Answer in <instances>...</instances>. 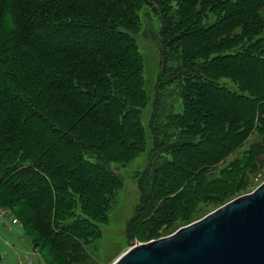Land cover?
Returning <instances> with one entry per match:
<instances>
[{"label":"rangeland","instance_id":"obj_1","mask_svg":"<svg viewBox=\"0 0 264 264\" xmlns=\"http://www.w3.org/2000/svg\"><path fill=\"white\" fill-rule=\"evenodd\" d=\"M107 1L98 2V7L105 8ZM145 2L137 4V23L124 27L137 47L143 84V109L138 107L127 118L128 133L134 132L133 136L127 135L124 145L103 149L102 139L108 129L101 130L99 136L86 135L93 117L77 115L72 120L62 104L60 114L53 115L67 131L64 138L71 137L68 130L78 136L75 141L80 145H75L84 153V169L70 171L67 167L55 173L59 201H68L66 206L79 204L81 210H94L93 214H81L77 209V215L70 213L71 207L62 209L67 212L61 214L65 223L75 222L78 217L75 227L81 231V241L63 250L50 251L44 241L39 243L40 234L34 229L37 222L42 225L46 218L52 221L53 211L43 206L13 207L19 198H8L0 202V264H111L135 244L168 236L228 201L252 192L264 181V70L250 65L221 77L220 83L229 89L220 96L222 110L202 108L193 112V103H188L192 98L183 97L182 79L162 86L160 90L164 92L158 98L162 57L165 58L163 21L159 11L154 10L155 3ZM232 3L235 6L229 17L236 24V52L264 48V0ZM132 5L136 6L135 2ZM224 7L226 11L219 14L223 16L219 20L222 27L228 20V5ZM106 10L108 18L114 17L118 26L123 25L125 17L120 9H101L103 13ZM208 18H212L208 25L218 22L214 14ZM262 54L264 64V51ZM243 75L257 86L254 93ZM108 78H104L106 83ZM98 95L102 102L113 98L107 91ZM209 98H213L210 93ZM88 173L95 177L89 180L88 189L96 200L86 202L83 208L84 199L76 194L79 188L72 179ZM24 174L33 176L31 172ZM13 175L1 183L0 196L17 189L9 186ZM41 177L40 183L44 184ZM26 188L33 191L36 187L31 181ZM31 195V201L37 202L38 196ZM85 217L88 221L83 220ZM90 222L96 227L91 229ZM88 230L92 232L88 234ZM50 233L56 235L52 229Z\"/></svg>","mask_w":264,"mask_h":264},{"label":"trees","instance_id":"obj_2","mask_svg":"<svg viewBox=\"0 0 264 264\" xmlns=\"http://www.w3.org/2000/svg\"><path fill=\"white\" fill-rule=\"evenodd\" d=\"M145 1L108 0L103 8L98 7L103 0H0V185L14 174L9 186L17 188L1 195L0 202L15 197L20 201L13 207L43 206L53 211L52 221L46 218L42 225L37 222L39 226L34 229L40 234L39 243L44 241L50 251L81 241V231L75 227L78 217L75 222L65 223L61 214L67 212L62 209L71 207L70 213L77 215V209L81 214L94 213L81 210L79 204L66 206L68 201H59L55 173L67 167L79 171L85 165L84 153L75 145L78 136L68 130L71 137L64 138L67 131L53 115L60 114L62 104L72 120L77 115L93 117L86 135L99 136L101 130L108 129L102 139L103 149L124 145L127 135L133 136L134 132L128 133L127 118L138 107L143 109V84L137 47L124 27L137 23V4ZM151 1L162 16L165 41L158 98L164 92L160 90L162 86L182 79L183 97L192 98L188 103H193V112L202 108L222 110L220 96L229 89L220 83L221 77L250 65L264 70V48L236 52V24L229 17L235 6L232 0ZM224 5H228V20L222 27L219 20L223 16L219 14L226 11ZM107 8L123 12V25L118 26L114 17L108 18L107 10L101 11ZM210 14L218 22L208 25ZM241 72L246 74L243 69ZM104 78L109 79L108 83ZM242 78L254 93L257 86L253 80L247 75ZM100 91L109 92L112 100L102 102ZM209 93L213 98H209ZM131 125H136L135 121ZM24 172L33 176L27 177ZM41 176L44 184L40 183ZM93 178L88 173L72 179L79 188L76 194L84 199L83 208L86 202L96 200L88 189ZM31 181L36 187L33 191L26 188ZM29 195L38 196L37 202L31 201ZM89 225L91 229L96 227L91 222ZM50 229L56 235L51 236Z\"/></svg>","mask_w":264,"mask_h":264},{"label":"water","instance_id":"obj_3","mask_svg":"<svg viewBox=\"0 0 264 264\" xmlns=\"http://www.w3.org/2000/svg\"><path fill=\"white\" fill-rule=\"evenodd\" d=\"M111 264H264V181L168 236L135 244Z\"/></svg>","mask_w":264,"mask_h":264},{"label":"built area","instance_id":"obj_4","mask_svg":"<svg viewBox=\"0 0 264 264\" xmlns=\"http://www.w3.org/2000/svg\"><path fill=\"white\" fill-rule=\"evenodd\" d=\"M14 223H17V221L15 220Z\"/></svg>","mask_w":264,"mask_h":264}]
</instances>
